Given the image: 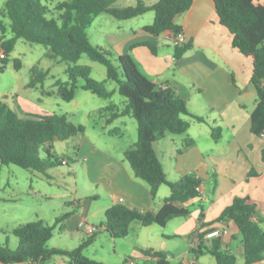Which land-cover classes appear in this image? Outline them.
Instances as JSON below:
<instances>
[{"label":"trees","instance_id":"trees-1","mask_svg":"<svg viewBox=\"0 0 264 264\" xmlns=\"http://www.w3.org/2000/svg\"><path fill=\"white\" fill-rule=\"evenodd\" d=\"M122 0H66L58 3L54 11L58 18H48L50 9L42 0H9L0 16L9 18L13 37L1 41L0 71L4 72L9 55L20 40L41 45L51 51L50 57L68 62L69 83L60 87L59 93L66 102H73L77 96V85L83 80V90L105 99H112L117 92L127 99L124 110L114 113L112 120L133 117L139 124V140L125 152V158L132 166L138 179L151 189L155 199L160 189L168 185L171 197L166 200L158 214L132 209L124 204H117L105 213L104 232L113 239H127L134 223L144 227L158 225L167 227L177 218H185L190 212L180 209L175 204L189 203L200 197L197 188L201 182L193 176H187L178 182H170L163 164L156 151V143L167 135L182 136L190 131L191 124L186 117L201 123L206 119L192 115L188 103L171 90H159L147 78L136 62L129 55L115 57L101 46L90 42L88 30L96 18L110 15L118 21H129L149 13H155L154 23L144 28L152 36L163 34L178 36L183 33L177 19L191 10L197 0H160L154 5L144 0H136V6L117 8ZM216 4L220 23L234 38L233 44L245 57L254 59L252 85L256 88L258 106L251 116V131L256 136H264V0H213ZM2 29L4 27L2 26ZM155 52V48L147 45ZM192 45L176 46V60H180ZM1 54L5 57L1 58ZM84 55L107 68L108 81L118 84L117 91L107 88V81L92 79V70L78 65ZM16 68L20 70L18 61ZM48 73L35 71L30 88L43 83ZM108 107V110H113ZM110 122H112L110 120ZM118 131L110 134L116 135ZM86 134L84 126L74 125L65 115L39 116L28 114L20 116L6 103L0 101V163L5 166H18L25 170L47 175L58 165H65V160L53 155L55 142L69 140L80 143ZM216 140L220 131L213 129ZM188 146L191 143L188 142ZM42 152L44 156H42ZM264 157V152H263ZM258 216L257 204L249 198H238L228 207L221 217L209 227V231L218 226L233 223L239 230L244 245L245 264H258L264 261V229L255 219ZM55 227L44 221H37L18 227L14 234L19 240V247L12 251L8 246L0 245V264H47L55 257H66L70 264H104L91 260L84 251L91 247L97 233L90 236L74 250L50 248L49 242L54 237ZM204 234L199 235L201 243L194 250L196 257L212 255L217 264H239L236 256L224 250L220 239L207 245ZM146 257L155 260L154 264H170L163 253L142 251ZM125 264H136L128 259Z\"/></svg>","mask_w":264,"mask_h":264},{"label":"crops","instance_id":"crops-1","mask_svg":"<svg viewBox=\"0 0 264 264\" xmlns=\"http://www.w3.org/2000/svg\"><path fill=\"white\" fill-rule=\"evenodd\" d=\"M144 1L154 5L160 0ZM125 2L126 7L137 4L136 0ZM147 16L118 21L126 22L125 25L114 23L113 27L104 31L102 43L115 57H132L142 74L159 90H173L188 103L192 115L206 119L205 123H201L186 117L191 124L187 134L177 136L179 138L169 134L156 143V151L168 180L178 182L184 177L193 176L201 182V191L199 198L186 204H175L180 209L188 210L189 216L174 219L167 227H144L140 223V227H137L134 223L135 235L133 237L130 231L127 239L133 238L131 247L138 252L142 264L155 263L142 251L163 253L170 264H174L169 258L170 254L174 256L176 264H217L210 254L196 257L192 243L197 235L208 233L209 226L236 199L249 198L257 204L258 216L255 221L264 229V136H256L251 131V116L258 106L257 91L252 85L254 59L245 57L234 47L233 35L220 23L213 0H197L189 12L177 19L186 44L193 46L180 60L175 58L173 36L163 34L155 37L144 31L155 20V17ZM147 45L155 48V52ZM8 106L16 109L14 105ZM111 106L113 110H110L112 115L107 120L108 125L123 119L112 120L113 114L121 110ZM121 123L125 124L124 121ZM213 129L220 131L218 140L214 138ZM112 131H118L116 134L119 136L123 134L119 128L107 130L109 134ZM83 142L80 156L84 154L85 147L92 150L94 170L90 175L91 184L98 187L103 185L111 199V204L102 211L106 213L117 204L155 214L161 211L171 197L168 185L163 186L153 199L150 187L136 177L126 160L127 150L121 158L113 152L101 151L94 144L86 145ZM188 142L191 146H188ZM100 215L97 213L93 216L101 218ZM89 219L87 214L79 218L78 228L83 220L90 223ZM103 224L101 231H104ZM217 228L230 231L228 237L220 240L222 248L236 256L239 264L240 259L245 264L244 245L238 228L233 223ZM133 260L139 264L138 260ZM258 264H264V261Z\"/></svg>","mask_w":264,"mask_h":264},{"label":"rangeland","instance_id":"rangeland-1","mask_svg":"<svg viewBox=\"0 0 264 264\" xmlns=\"http://www.w3.org/2000/svg\"><path fill=\"white\" fill-rule=\"evenodd\" d=\"M8 1L0 0V11ZM63 1L66 0H42L51 11L48 18L59 17L54 9ZM125 1L131 0H123L116 7H126ZM147 15L155 17V13ZM114 23L125 25L126 22H118L110 15L96 19L88 30L91 44L98 46L101 43L100 46L108 50L102 43L105 39L104 31L113 27ZM12 37L11 21L0 16V45L3 38L8 40ZM50 55L48 48L20 40L15 51L9 55L4 72L0 71V101L14 105L22 117H26L27 113L39 116L65 115L74 125L84 126L86 134L80 138L79 144L73 140L53 144V155L65 160L67 164L58 165L48 171L47 175L0 163V245L16 251L19 240L14 231L20 226L44 221L50 227H55L54 237L48 244L50 248L77 249L90 237L77 226L78 219L87 214L90 216L88 224L98 228L95 243L84 251L87 258L106 264H125L126 260L132 258L139 262L141 258L138 252L131 247L133 238L113 239L101 231V224L105 222V212L102 210L111 204V199L103 185L98 187L91 184L90 175L94 170L92 150L85 147L84 154L80 156L85 141L86 145L94 144L101 151H110L123 158L125 150L139 140V124L135 118L125 117L108 125L107 120L112 115L108 107L114 105L122 111L127 99L119 92L110 100L102 99L83 90V80H79L77 85L76 99L70 103L64 101L59 90L61 85L69 83L68 69L72 65L52 59ZM18 61L20 70L16 68ZM78 65L90 67L92 79L107 81L108 90H118L117 83L108 81L107 68L93 62L88 55H84ZM35 71H43L48 75L43 83L30 88ZM115 128L123 130V134L110 135L107 132ZM97 213L101 214V218L93 216ZM135 225L140 227L138 223ZM134 231L133 226V237ZM169 258L176 264L173 255L170 254ZM240 262L243 264L244 260L240 259ZM47 264H70V260L55 257Z\"/></svg>","mask_w":264,"mask_h":264},{"label":"built area","instance_id":"built-area-1","mask_svg":"<svg viewBox=\"0 0 264 264\" xmlns=\"http://www.w3.org/2000/svg\"><path fill=\"white\" fill-rule=\"evenodd\" d=\"M173 41L176 46H182L186 44V37L183 33L179 34L178 36H173ZM5 55L1 54V58H4ZM197 191L200 192V187L197 188ZM80 229L87 233L89 236L95 235L98 233V228L88 224L86 220H83L80 224ZM230 235V231L227 228H215L214 230L208 232L204 236L205 243H211L215 240H222ZM201 243V240L199 239V235H197L192 243V249H196L199 244Z\"/></svg>","mask_w":264,"mask_h":264}]
</instances>
